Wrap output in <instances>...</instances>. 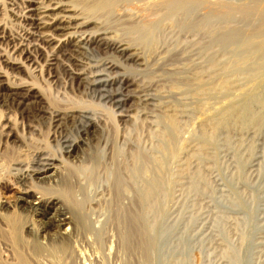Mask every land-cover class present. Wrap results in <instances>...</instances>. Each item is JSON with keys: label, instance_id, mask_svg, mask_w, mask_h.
I'll return each mask as SVG.
<instances>
[{"label": "bare ground", "instance_id": "obj_1", "mask_svg": "<svg viewBox=\"0 0 264 264\" xmlns=\"http://www.w3.org/2000/svg\"><path fill=\"white\" fill-rule=\"evenodd\" d=\"M219 1L208 14L202 0L0 1V264H77L81 248L97 243L95 224L119 232L122 245L151 264L160 236L150 231L158 220L169 239L157 250L169 264H180L174 258L193 252V244L212 251L243 245L245 264H264V119L251 116L255 121L239 131L232 99L221 109V91L206 94L203 83H194L203 75L196 73L201 53L187 50L204 46L203 37L210 45L235 40V28L226 39L220 34ZM233 15L224 20L234 23ZM100 47L112 54L97 56ZM19 67L26 76L17 74ZM61 83L82 100L60 91ZM258 85L264 99V81ZM132 98L134 107L127 105ZM206 129L209 137L195 135ZM164 168L171 187L159 194L167 199L157 219L152 205ZM224 175L262 190L249 241L239 233L248 219L231 217L244 210L238 188ZM10 181L16 195L3 200ZM213 194L228 203L217 198L216 205ZM227 256V264H239L234 253Z\"/></svg>", "mask_w": 264, "mask_h": 264}, {"label": "rangeland", "instance_id": "obj_2", "mask_svg": "<svg viewBox=\"0 0 264 264\" xmlns=\"http://www.w3.org/2000/svg\"><path fill=\"white\" fill-rule=\"evenodd\" d=\"M202 1H203V3H201V6L205 8V9H203L202 12L204 13L205 12L204 10H206L205 14H208L210 12L209 9L211 10V8H212L211 5L214 3L215 0H206V1L205 0H202ZM218 3H219V5H218V8H219L218 9V12H220V13H218L219 16H220L219 18H220V20H221V18L223 20V21L221 20L222 23L219 24L220 34L223 35V37L226 39V38H228V32H227L228 29L230 27L235 28V32H234V38H235L234 41L235 42L232 41L230 44H228L229 45L228 46L227 44H225L226 42L224 43V41L221 40L217 45H215V43L213 45H210L209 44L210 41H209L208 37H203V39H201V40H203V44H204L205 47L202 45V47H203L202 48L201 45L199 44L200 47L202 48V49L200 48L201 51H200V49L198 50V46L195 45V44L194 45H190L189 48L187 47V50H189V51L190 50H196L197 52L201 53V54L198 53L201 58H199V59L196 60V62H200V64H201V66L200 65L199 66L197 65V67H196V73L198 71H200V72H202L201 74H203V75H201L200 72H198L197 74L199 76L200 75L202 76L201 78L199 77V79H201V80L198 79V81H194V83L195 82L203 83V86H199V87H201V89L203 88L205 90V93L206 94H207V91L208 90H209L208 92H210V91L212 92V90L214 92L215 91L216 92H220L221 91L222 94H221V92L220 93H217L219 99L222 96H224V100H223V97L221 98V100L223 101L222 103H220L222 105L221 109L225 108L226 107L225 105L229 104V102L231 103V100L230 99H232V101L234 102V105H235L234 106V111L236 113L235 120H237V129L239 131H243L242 129H246L245 127L248 124L253 123V121H255V118H258L259 119L257 121V123H260V120L261 119H264V116H263L264 115V101H263L264 99L261 97L262 87L261 88L258 87L259 86L258 84L260 82L264 81V0H233V1L232 0H228V1L227 0H220ZM197 5H199V4L197 3ZM231 6H232V9L233 10L232 11H229V10H231ZM207 11H208V13H207ZM230 14L231 15H233V14L235 15V16L233 15V21H234V23L232 22L234 25L231 22L229 23L228 21L226 22L224 20ZM231 25H233V26H231ZM93 26H94L93 24H90L88 27H93ZM109 35H112V34H107V36H109ZM181 44H183V43H181ZM231 45H233V46H231ZM215 51H216V55L213 54ZM130 52H132V51H130ZM95 53H96L97 56L100 57V56H105V55H111L112 54V50L103 49L102 47H100L99 53H97V52H95ZM116 54L117 53H115V55ZM121 60H124V58H121ZM128 62L129 61H126L125 60L124 64H126V63L127 64H130ZM199 68H200V70H199ZM127 69H128V71H131L130 68H127ZM15 70H16L17 74H19L21 76H26L23 68H20L19 67V68L15 69ZM114 70H116L118 72H122L123 71V69H121V68H115ZM205 70H207V71H205ZM234 78H236V79H234ZM210 79L212 81H214V83H212V81ZM202 81H204V82H202ZM233 84H235V85H233ZM62 86L63 85L61 83L60 84V87H59L60 91L65 92V94L67 96H69L72 100L76 99L77 102L78 101L80 102V100H82L80 98V95L79 94H77L76 92H75L76 93L75 94L74 91L73 92L71 91L72 89L70 90L69 88L67 89L65 86H63V87ZM123 87H124L123 88V91L134 89V86L133 85H129V86H124L123 85ZM212 87L215 88V89H211ZM64 88H66L68 90L67 93H66L67 90H65ZM50 90L48 92H46V96H50V93L53 91V89H50ZM200 90L198 89L196 91V93L199 94V93H203L204 92V90L203 91L202 90L200 91ZM230 90H232V91H230ZM70 92H72V93H70ZM231 92H232V94H231ZM205 93H203L204 94L203 95L204 97L207 96V95L205 96ZM201 96L202 95L200 94V97ZM234 96H235V98H234ZM228 98H229L230 101L228 100ZM130 100L128 101V104L127 105H129L130 103L133 104V103H135L137 101L136 98H132ZM132 100H133V102H132ZM153 101H152L153 103H156L155 100H153ZM225 102H226V104L224 105ZM108 104L109 103H106V105H108ZM136 105L133 104L132 106L134 107ZM256 105L259 106L258 107L259 108L258 109L259 111L257 113H254L253 112V109L255 108ZM192 106H194V105H192ZM241 107H242L243 112L246 113L247 116H242L241 115V111L239 110V109H241ZM260 107H262V108H260ZM236 110H237V112H236ZM227 111H228V109L226 111L223 110V112H221L222 118L224 117L223 115L228 114V113L224 114V112H227ZM130 113L132 114V112H130ZM219 116L221 117L220 114H219ZM251 116H255V118H251ZM118 118H122V117H118ZM122 119H128V118L127 117L126 118L123 117ZM148 119H150V118H148ZM164 119H166V121ZM164 119L163 120L166 123L163 121V124L164 123H165V125L167 124L166 126H168V123L169 122L170 123L173 122L172 120L170 121V119H169V121H167V118H164ZM127 124L130 125V123H128V122H127ZM41 126H43V130L46 128V126L44 125V123H42ZM251 126H254V125H250L247 128H250ZM169 127H171L172 130H175V133H176V129L175 128H177V127L175 126L174 123L173 124L171 123L169 125ZM206 130L205 131H202L204 133H202L201 131H199L200 134L201 133L203 134L201 136H199L200 135L199 132H196L195 135L197 137H202V136L203 137H205V136L206 137H209V135H210V131L209 130L210 129L209 130L206 129ZM175 133L173 131V134L172 135H175ZM205 133H207V135ZM172 140H174V141H172L173 143L174 142L176 143L175 138L172 139ZM210 142H211V140H210ZM174 144L170 143V145L168 147L173 146L172 148L174 149ZM177 144H176V146H177ZM135 149L133 148L132 150H135ZM169 149L170 148H168V150ZM171 149L169 150L168 154H170L171 152H173V151H171ZM168 150L166 149V151H168ZM165 166H167V165H165ZM166 168H164L162 170L163 172L162 171H160L161 173L159 172L160 176L161 175L163 176V180H162L163 182L161 184L162 185L161 186V190L157 193V197H158L159 200L157 199L156 200V203H154L152 205V207H155V209H157V212H158L157 215H159L157 219H160V217H162V212H163V209L165 208L166 199H167L165 197H161L160 198L159 197V194H160V192L167 193V191H170V187H171V184H169V183H170V180L172 179V177L169 175L170 173L167 172V169ZM229 174H231V173H229ZM263 175H264V173H263ZM169 177L171 179L168 180ZM224 178L227 179V181H230L228 179H232L231 182H233L235 184V186H234L235 189H237V188L239 189V190L237 189V191H239V193H238L239 196L237 195V191H236L235 194H236L237 200H239V202H241L244 205L243 206L244 210L242 212L238 213V214H231V217L234 215V217L237 216V218L239 217V218L248 219L247 220L248 221V224L246 225V227L244 226V229L241 227L240 230H239V233L242 234L243 237H245V235L246 236L248 235L247 237H245V239L246 240L248 239V241H249L251 239L250 238L251 237L250 235L252 234V229L254 228V223H255V222L253 223V221L251 220V218L253 216L252 214H253L255 208L258 207L259 204L261 203L258 200L259 199L258 195L260 193H262V190L261 191L254 190L256 188L255 187V184H253V180L254 179L252 180V184L254 186L252 185L249 188H242L241 186H239L240 184H238V181H237L238 179H235V181L233 180L234 178H237V177H233V175H230V176L229 175H226V176L224 175ZM263 178H264V176H263ZM15 187L16 186L13 184V181H10L9 190L8 189L7 190H3V195L5 197L2 198V199L3 200L4 199H8V200L13 199L14 198V195H16V188ZM250 188H253V189L250 190ZM223 192L226 195H227V193H229V192H227L225 190H223ZM263 192H264V190H263ZM209 193H210V191H209ZM213 195L215 196V199H214V196H213V200L207 198V199H205L207 201L205 202V200H204L203 203H206V205H207V203L210 200H211V202H214V200H215V202L217 204L216 203H214V204L218 205V199L220 200V198H218L216 194H213ZM231 195L233 196L234 194L233 193L230 194L228 198H230V199L232 198V200L234 199L236 201V198H234L235 196L232 197ZM252 195L253 196L256 195V197H253ZM254 199H256V200H254ZM220 201L222 203L224 202V204H227L228 203L225 200L224 201L220 200ZM211 202H209L210 205L209 204L208 205L212 208V204L213 203H211ZM178 203L179 202H177L176 205H174L173 207L176 206L175 208H177V206H178L177 204ZM170 204H172V203H170ZM198 206H199V203H198ZM252 206H255V207H252ZM94 208H95L94 211L98 210L96 207H94ZM213 208H214V205H213ZM195 210H196V208H195ZM175 212L171 214V217H170L171 219L173 218L172 216H174ZM185 214H187V215H185V216L183 215V217H182L183 219L181 218V220H180L181 226H180V224L178 226V230H181L180 232H182V230H183V227H184L183 224L184 223H187V221L189 220V218H188V215L189 214L188 213H185ZM89 216H90V218H93L94 217V216L91 215V213L88 214L87 215V217H88L87 218V223H89V221L91 220L89 218ZM234 217H232V218H234ZM171 219H168V220L171 221ZM161 223H162V221L161 220L160 221L158 220V224H156L155 227H153V229H152L153 232L150 231L152 235L154 234V236H156V238H157V236L158 237L160 236L159 239H156L158 241L155 242V250H154V253L152 254L151 264H169V262H170L169 259H167L165 257V255H163L159 250H157V249H160L162 247H166L168 245V239H169L167 237V235L164 233V230L166 228L165 227L166 225L164 226V224H161ZM96 226H97V224H95V226H92V228H91L92 230L91 231L93 233L92 236H95V237H92V238H95V240L97 241V243H94L92 245H87L86 247L83 246V248H81L80 255L78 256V259H77V264H95V263L96 264L97 263L98 264H134V263L135 264H145V262H147V261L144 260L145 257L143 258L144 255L142 254L141 251H140L141 254L140 253H137V252H139V250L136 252L137 255H136V253L135 254H132V253H130L129 250H127L124 247V245H122L121 239H120L121 237H119L120 236V233L119 232H117L116 230H112V231L110 230L109 231V229L104 228L103 226L101 227L102 229L101 228L98 229V227H96ZM102 232L105 233V234H103ZM99 236H100V238H99ZM111 236H112V238H111ZM233 236L235 237L236 235H233ZM110 239H113V240H110ZM100 242H102V243H100ZM236 245H237V247H236ZM236 245L233 246L234 249L232 248V246H229L228 245V247H230L231 250L232 249L234 250V251L232 250V252H230L231 251L230 248H228L229 249L228 250L227 249V246H224V245L221 246L222 248L219 247L218 250L216 249L217 251H212L213 249L212 248H209V247L206 248L205 247L206 245H200L202 247V250H201V247H199V245L197 246L196 244H193V247H194L193 250H192L193 252H190L189 251L190 252L189 253L188 251H185V255L184 256H181L180 258H174V259L176 260V262L178 260H180V264H214V263L216 264V261L218 262V264H227V262H228V261H226V259L228 258L227 255H229L230 253L231 254L234 253L236 255V258L238 260V263L239 264H245V262H246V260L248 258L246 256L247 254L245 253L246 251L244 250L243 245H242V247L239 244H236ZM108 246L110 248H108ZM203 246H204V248H203ZM116 247H118V248H116ZM109 249H111V250H109ZM113 249H114V251H112ZM210 249H212V250H210ZM103 252H105V253H103ZM126 253H127L128 257L126 255ZM221 255H223V258L221 257ZM131 257H133V258H131ZM174 259H173V261H175ZM26 264H33V263L32 262H27Z\"/></svg>", "mask_w": 264, "mask_h": 264}]
</instances>
